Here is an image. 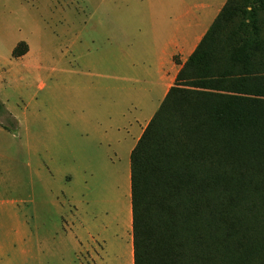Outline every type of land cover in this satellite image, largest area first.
<instances>
[{
    "label": "rangeland",
    "instance_id": "rangeland-1",
    "mask_svg": "<svg viewBox=\"0 0 264 264\" xmlns=\"http://www.w3.org/2000/svg\"><path fill=\"white\" fill-rule=\"evenodd\" d=\"M143 1L0 0V103L8 112L0 113V183L32 198L44 264H92L94 254L79 244L96 227L88 212L106 206L113 192L117 200L118 181L121 201L126 200L128 142L114 144V152L106 138L123 137L125 130L114 126L135 119L145 127L154 113L148 116L152 104L131 81L112 77L120 48L148 39ZM260 1L253 11L264 9ZM231 9L220 12L203 49L212 71L239 70V63L225 59L226 45L252 19L250 11ZM16 39L28 47L24 59L11 54ZM126 225L122 218L113 227L118 238L112 228L104 229V260L110 264H129Z\"/></svg>",
    "mask_w": 264,
    "mask_h": 264
},
{
    "label": "trees",
    "instance_id": "trees-1",
    "mask_svg": "<svg viewBox=\"0 0 264 264\" xmlns=\"http://www.w3.org/2000/svg\"><path fill=\"white\" fill-rule=\"evenodd\" d=\"M202 42L130 151L132 264H264V74L203 81Z\"/></svg>",
    "mask_w": 264,
    "mask_h": 264
},
{
    "label": "crops",
    "instance_id": "crops-1",
    "mask_svg": "<svg viewBox=\"0 0 264 264\" xmlns=\"http://www.w3.org/2000/svg\"><path fill=\"white\" fill-rule=\"evenodd\" d=\"M228 1H143L145 11H147V16L149 17L147 25L149 31L147 33L149 34L147 36L148 39L146 38L144 43L140 42L134 44V47L131 46L128 49H124L123 52L120 48L119 56H114V65L116 67L114 68L112 77L114 80H124L126 78L131 81V86L134 91L139 90L142 92V96L152 104V106L150 105L152 109L148 116L154 112L160 100L174 83L180 68L200 44L202 39L201 53H204L203 61L206 64L203 67L204 72L201 74L202 80L209 82L215 78L219 79L221 71L225 72L230 69V67H219L216 68V71H212L210 68L211 64L208 66V62L205 61L206 54L203 50L208 41L207 39H210L208 35L213 23L225 6H232L234 9L229 10L230 12L239 10L242 13L244 12L243 15L250 11V17L252 19V21L247 20V22L251 23V26L249 28L243 26L244 28L241 30L240 36L228 39L231 43L228 41L226 47H230V52L227 54L225 52V59L235 60L239 63V70L245 66L251 68L256 76L259 73H263L261 68L264 66V19L259 16L264 14V9L253 11L254 3L251 0H245L244 6H238V4L236 6L234 4L236 0H231V3L229 2L228 5ZM256 1L262 2L260 0ZM18 41L21 40L16 39L11 42L9 45L11 50ZM28 52L29 50L19 56V58H26ZM220 53L213 54L215 56H222ZM255 68L260 69L255 70ZM126 69H128V73H126ZM205 69L208 70L205 71ZM122 73L128 75L122 76ZM210 75L212 76L210 77ZM232 78V75H225L221 78V82H218V85L226 81L229 83L226 86H229ZM223 89L226 90V88ZM143 123L135 119L134 124L129 123L128 126L124 127L119 125L114 126L119 133L124 129V136H119L115 140L106 138L109 145L110 143L113 144L114 152H116L114 144L120 146L119 142L122 144L128 142L124 148L128 156V165L125 174L126 182L124 180L126 185V189H124L126 200L121 201L120 182L118 181V184H116V187H118L117 200H115V192H113L112 200H108L106 206H103L98 211L91 210L88 212L91 220H94L92 223L96 227H90L85 240L78 242L81 251H90L94 254L92 264H110L104 260L107 246L104 229L109 228L110 230L112 228V237L118 238L119 233L113 227L117 226L119 228L122 218L127 224L125 232L128 235V243L126 246L129 255V264L133 263L129 155L144 127L145 123ZM115 157H117L116 154ZM0 177H2L1 171ZM11 185L12 187H4L0 183V264H44L42 261L41 242L36 229L33 200L25 193L17 192L13 184ZM67 199L74 202L70 198ZM87 211L85 209L84 212Z\"/></svg>",
    "mask_w": 264,
    "mask_h": 264
}]
</instances>
